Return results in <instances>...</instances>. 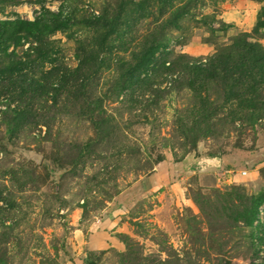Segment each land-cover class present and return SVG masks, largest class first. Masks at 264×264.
I'll return each instance as SVG.
<instances>
[{
    "label": "rangeland",
    "instance_id": "374dc122",
    "mask_svg": "<svg viewBox=\"0 0 264 264\" xmlns=\"http://www.w3.org/2000/svg\"><path fill=\"white\" fill-rule=\"evenodd\" d=\"M0 264H264V0H0Z\"/></svg>",
    "mask_w": 264,
    "mask_h": 264
},
{
    "label": "trees",
    "instance_id": "16d2710c",
    "mask_svg": "<svg viewBox=\"0 0 264 264\" xmlns=\"http://www.w3.org/2000/svg\"><path fill=\"white\" fill-rule=\"evenodd\" d=\"M22 24L25 25H31L30 22L26 21V22H22ZM225 50H221L219 51L216 55L212 56L211 58H209L208 62L206 64H202V68L204 69H219L221 68V64L223 63V59L225 58Z\"/></svg>",
    "mask_w": 264,
    "mask_h": 264
},
{
    "label": "built area",
    "instance_id": "2783aa9c",
    "mask_svg": "<svg viewBox=\"0 0 264 264\" xmlns=\"http://www.w3.org/2000/svg\"><path fill=\"white\" fill-rule=\"evenodd\" d=\"M212 161H216L215 163L218 164L221 160H220V158H215V159H213V160H207V159H204V160H202V161L200 162V164L203 163L204 166L206 167V166H209L210 163H212ZM205 167H203V165H201L200 170H203ZM241 174H242V175H245L246 172H245V171H242Z\"/></svg>",
    "mask_w": 264,
    "mask_h": 264
},
{
    "label": "crops",
    "instance_id": "0c3cea01",
    "mask_svg": "<svg viewBox=\"0 0 264 264\" xmlns=\"http://www.w3.org/2000/svg\"><path fill=\"white\" fill-rule=\"evenodd\" d=\"M90 245H91V248L90 249H95L97 247H101V246H98L97 241H95V240H92L90 242Z\"/></svg>",
    "mask_w": 264,
    "mask_h": 264
}]
</instances>
